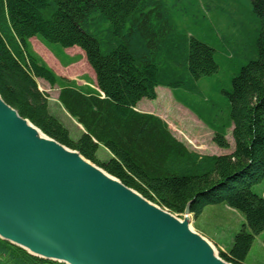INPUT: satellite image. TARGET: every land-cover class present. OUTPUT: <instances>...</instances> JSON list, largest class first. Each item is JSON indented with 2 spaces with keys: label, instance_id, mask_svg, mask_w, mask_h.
I'll use <instances>...</instances> for the list:
<instances>
[{
  "label": "trees",
  "instance_id": "16d2710c",
  "mask_svg": "<svg viewBox=\"0 0 264 264\" xmlns=\"http://www.w3.org/2000/svg\"><path fill=\"white\" fill-rule=\"evenodd\" d=\"M250 2L256 56L229 63L236 73L231 88L218 89L229 102L227 118L210 81L224 68L215 49L180 28L163 0H0V96L45 135L174 215L182 216L187 205L196 219L217 205L241 214L242 229L219 255L248 264L255 238L264 232V195L253 189L264 182V0ZM35 38L61 51L80 48L96 83L79 87L58 76L33 50ZM38 80L59 89V103L84 129L77 140L51 114ZM159 87L173 90L214 132L219 148L230 150L227 131L233 128V151H191L163 119L138 111L142 100L157 99ZM100 147L109 151L107 161L99 159ZM0 264L63 263L0 238Z\"/></svg>",
  "mask_w": 264,
  "mask_h": 264
},
{
  "label": "water",
  "instance_id": "95a60500",
  "mask_svg": "<svg viewBox=\"0 0 264 264\" xmlns=\"http://www.w3.org/2000/svg\"><path fill=\"white\" fill-rule=\"evenodd\" d=\"M191 215L187 205L181 224L0 96L2 240L63 264H230L206 238L187 231Z\"/></svg>",
  "mask_w": 264,
  "mask_h": 264
},
{
  "label": "rangeland",
  "instance_id": "374dc122",
  "mask_svg": "<svg viewBox=\"0 0 264 264\" xmlns=\"http://www.w3.org/2000/svg\"><path fill=\"white\" fill-rule=\"evenodd\" d=\"M163 2L180 28L187 31L190 37L215 49L217 61L224 68L210 81H213L212 86L216 88L212 87L216 90V94L214 93L216 106L221 109V115L227 118L229 102L226 96L219 94L218 89L228 91L231 88V79L236 73L229 68L230 61L232 64L235 61L245 63V58L248 55L253 56L255 50L257 25L250 0H163ZM234 49L239 52L238 55H235ZM70 55L73 56L75 53L71 51ZM230 56L232 58H228ZM255 56L254 54L253 57ZM83 63L84 65L78 66L72 72L77 75H88L87 64L85 61ZM38 83L40 89L49 95L51 114L68 128L71 138L77 140L83 132L82 126L59 103V89L51 88L41 80ZM205 83L210 89L211 84H208V81H203L201 85ZM156 91L157 99H144L138 104V111L155 114L163 119L173 135L184 142L191 151L201 155H228L233 151V128L227 131L230 150L221 149L213 142L214 132L175 99L173 90L160 87ZM97 155L102 161L110 158L103 147H100ZM253 189L256 193L264 195V182ZM176 217L183 220V215ZM190 218V225L194 231L213 244L218 255L220 251H226L232 246L235 235L245 223L241 214L224 205L207 208L199 219L194 215ZM247 263L264 264V232L256 236Z\"/></svg>",
  "mask_w": 264,
  "mask_h": 264
},
{
  "label": "crops",
  "instance_id": "0c3cea01",
  "mask_svg": "<svg viewBox=\"0 0 264 264\" xmlns=\"http://www.w3.org/2000/svg\"><path fill=\"white\" fill-rule=\"evenodd\" d=\"M30 43H31L33 50L47 63V65L58 76L66 78L70 81H75L79 87L93 86L96 83L95 73L93 69L89 66L86 60L85 53L80 48L74 47V48H69V49H65L64 51H61V49L57 47L48 48L46 45L38 41V39L36 38L32 39ZM71 51L75 53V55L73 56L70 55ZM61 55L65 56L66 59L63 60ZM83 61H85L87 64L88 71H86V73L88 75H77L76 73H73L72 70L74 71V69H76L78 66L84 65ZM41 81L45 84H48L44 80H41ZM83 132H84V129H83ZM107 154L109 155V157H111L108 150H107Z\"/></svg>",
  "mask_w": 264,
  "mask_h": 264
},
{
  "label": "bare ground",
  "instance_id": "6f19581e",
  "mask_svg": "<svg viewBox=\"0 0 264 264\" xmlns=\"http://www.w3.org/2000/svg\"><path fill=\"white\" fill-rule=\"evenodd\" d=\"M160 88V87H159ZM182 105V104H181ZM185 107V106H184ZM186 108V107H185ZM189 110V109H188ZM190 111V110H189ZM194 114V113H193ZM195 115V114H194ZM30 128H31V130L36 134V136H38L40 139H45V137L42 135V133L40 132V131H38L37 129H34L32 126H30ZM83 162H85V161H83ZM99 173H100V175L104 178V179H106V180H108V181H114V179L112 178V177H110L109 175H107L106 173H104V172H102L101 170H99ZM168 211V210H167ZM181 224H183V222H182V220L180 219V220H178ZM187 231L189 232V233H193V234H195V235H198L195 231H194V229L192 228V226L189 224L188 226H187ZM202 241L203 242H205L206 243V240L205 239H203L202 238ZM208 247L210 248V249H212L213 247L210 245V244H208Z\"/></svg>",
  "mask_w": 264,
  "mask_h": 264
}]
</instances>
